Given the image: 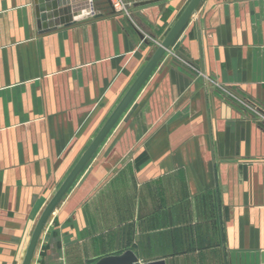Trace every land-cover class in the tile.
I'll return each mask as SVG.
<instances>
[{
	"label": "crops",
	"instance_id": "1",
	"mask_svg": "<svg viewBox=\"0 0 264 264\" xmlns=\"http://www.w3.org/2000/svg\"><path fill=\"white\" fill-rule=\"evenodd\" d=\"M85 0H70L79 18ZM191 0H92L39 33L0 0V264L36 223ZM255 109L249 111L229 93ZM261 264L264 0H202L48 220L32 264Z\"/></svg>",
	"mask_w": 264,
	"mask_h": 264
},
{
	"label": "water",
	"instance_id": "2",
	"mask_svg": "<svg viewBox=\"0 0 264 264\" xmlns=\"http://www.w3.org/2000/svg\"><path fill=\"white\" fill-rule=\"evenodd\" d=\"M202 0H191L172 26L166 37L157 47L152 57L144 66L140 74L131 84L127 92L124 94L118 105L112 111L108 119L100 128L88 148L84 151L80 159L77 161L69 175L63 181L62 185L56 191L52 199L49 201L43 212L41 213L34 231L32 233L26 254L22 264H32L36 249L38 247L40 237L43 233L45 225L50 219L52 213L66 195L74 181L77 179L82 170L91 161L98 148L106 139L110 131L119 121L125 110L128 108L134 97L137 95L145 81L153 72L159 61L163 58L171 44L187 23L189 18L195 13ZM70 0H36L37 25L39 33H46L58 29L61 26H70L80 20H91L103 17V13H97L94 10L92 0H85L80 6L83 12L79 18L72 17V10L77 7H71ZM260 262L264 264V251L261 252ZM94 264H167L165 259H155L151 261H141L132 249H127L120 254H110L101 257Z\"/></svg>",
	"mask_w": 264,
	"mask_h": 264
},
{
	"label": "built area",
	"instance_id": "3",
	"mask_svg": "<svg viewBox=\"0 0 264 264\" xmlns=\"http://www.w3.org/2000/svg\"><path fill=\"white\" fill-rule=\"evenodd\" d=\"M114 9L116 11L122 12L124 10L127 9V4L125 2V0H110ZM230 96L232 97V99L237 100L238 102H240L243 106L249 107L251 108V105L246 103L245 101H243L242 99H240L239 97H237L236 95H234L233 93H229ZM252 110H254L255 108H251Z\"/></svg>",
	"mask_w": 264,
	"mask_h": 264
},
{
	"label": "rangeland",
	"instance_id": "4",
	"mask_svg": "<svg viewBox=\"0 0 264 264\" xmlns=\"http://www.w3.org/2000/svg\"><path fill=\"white\" fill-rule=\"evenodd\" d=\"M129 5H127V9L126 10H124V11H122L123 13H126V14H128L129 13ZM246 103H248V102H246ZM249 104V103H248ZM243 107H245V108H247L249 111H252V109L251 108H254L252 105H251V108H249V107H246V106H243Z\"/></svg>",
	"mask_w": 264,
	"mask_h": 264
}]
</instances>
